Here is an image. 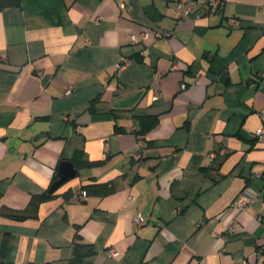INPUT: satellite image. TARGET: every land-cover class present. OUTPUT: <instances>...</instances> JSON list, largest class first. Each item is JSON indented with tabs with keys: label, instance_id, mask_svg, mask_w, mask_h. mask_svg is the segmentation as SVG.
Returning <instances> with one entry per match:
<instances>
[{
	"label": "crops",
	"instance_id": "0c3cea01",
	"mask_svg": "<svg viewBox=\"0 0 264 264\" xmlns=\"http://www.w3.org/2000/svg\"><path fill=\"white\" fill-rule=\"evenodd\" d=\"M174 1L0 10L7 263L70 264L78 233L95 249L83 264H264V141L253 137L264 124V0H221L220 16L198 20H180ZM231 17L241 26L228 28ZM148 116L157 125L141 134ZM75 153L98 164L34 200ZM91 183L113 191L75 201ZM244 189L256 198L232 210Z\"/></svg>",
	"mask_w": 264,
	"mask_h": 264
},
{
	"label": "built area",
	"instance_id": "2783aa9c",
	"mask_svg": "<svg viewBox=\"0 0 264 264\" xmlns=\"http://www.w3.org/2000/svg\"><path fill=\"white\" fill-rule=\"evenodd\" d=\"M174 7L180 13V20L184 17H192L195 20L212 17V16H220L222 12V1L221 0H175ZM226 25L228 28H237L241 26V20L231 17L226 19ZM169 35V34H167ZM147 38V33L145 31L140 32L137 36H132L131 42L133 44H138L143 42ZM4 56H0V62H4ZM123 65V64H121ZM119 64L118 67H121ZM186 84H181V89H186ZM262 120L264 123V115H262ZM253 137L257 140L264 141V124L263 126L257 130ZM225 148L221 150V154H225ZM215 153L211 154V159H214ZM87 197V193L84 190H81L76 196L75 201L83 202ZM256 195L250 189L242 190L237 197L235 198L231 209L237 212L245 211L252 204ZM136 223L138 225L142 224L141 217L138 215L135 218ZM258 220L264 224L263 218L259 216ZM234 222H231L227 229L231 230L233 228ZM107 255L109 257H114L116 255L115 250L113 248H109L107 250Z\"/></svg>",
	"mask_w": 264,
	"mask_h": 264
},
{
	"label": "trees",
	"instance_id": "16d2710c",
	"mask_svg": "<svg viewBox=\"0 0 264 264\" xmlns=\"http://www.w3.org/2000/svg\"><path fill=\"white\" fill-rule=\"evenodd\" d=\"M20 5H21V0H0V10L4 8L19 7ZM95 101L96 100H93L91 102L89 110L93 109V105ZM157 121H158L157 117L155 116H151V117L148 116V117L141 118L140 120L141 128H140L139 133L145 134L146 132L150 131L157 125ZM71 162L74 164L76 169H79L82 167H90V166L98 164L97 162L87 163L85 161H82V157L80 153H75ZM56 180H57V176L55 175L51 185ZM82 190H84L87 193V196L95 195L99 197L107 196L113 191L111 186H108L105 184H93V183L83 186ZM53 194L54 192L48 193V190H47L42 195L34 196L33 199L37 201H42V200H45L51 197ZM64 197L69 198L70 196L64 194ZM72 246H73V250H72V257L69 261L70 264H83V259L85 257L91 256L95 253V249L93 245L90 243L82 242V239L78 233L75 235ZM5 252H6V240L3 241L2 246H1L0 264H11L5 261Z\"/></svg>",
	"mask_w": 264,
	"mask_h": 264
},
{
	"label": "water",
	"instance_id": "95a60500",
	"mask_svg": "<svg viewBox=\"0 0 264 264\" xmlns=\"http://www.w3.org/2000/svg\"><path fill=\"white\" fill-rule=\"evenodd\" d=\"M77 169L74 164L65 160L60 163L57 169V180L49 187L48 193L57 191L61 186L66 184L71 179L75 178Z\"/></svg>",
	"mask_w": 264,
	"mask_h": 264
}]
</instances>
